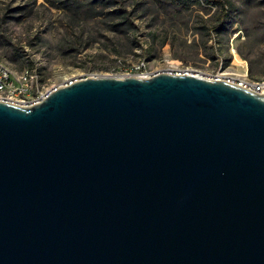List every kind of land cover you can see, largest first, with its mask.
<instances>
[{
  "label": "water",
  "instance_id": "water-1",
  "mask_svg": "<svg viewBox=\"0 0 264 264\" xmlns=\"http://www.w3.org/2000/svg\"><path fill=\"white\" fill-rule=\"evenodd\" d=\"M0 264H264V94L161 72L0 100Z\"/></svg>",
  "mask_w": 264,
  "mask_h": 264
},
{
  "label": "rangeland",
  "instance_id": "rangeland-1",
  "mask_svg": "<svg viewBox=\"0 0 264 264\" xmlns=\"http://www.w3.org/2000/svg\"><path fill=\"white\" fill-rule=\"evenodd\" d=\"M127 11L133 26L113 15ZM0 61L41 91L93 76L264 78V0H0ZM247 77V78H245Z\"/></svg>",
  "mask_w": 264,
  "mask_h": 264
},
{
  "label": "built area",
  "instance_id": "built-area-1",
  "mask_svg": "<svg viewBox=\"0 0 264 264\" xmlns=\"http://www.w3.org/2000/svg\"><path fill=\"white\" fill-rule=\"evenodd\" d=\"M137 76L150 77L144 62L134 67ZM247 78V77H245ZM240 85L264 94V78L259 81L244 80ZM52 90V89H51ZM44 92L38 86V78L33 71L14 69L0 61V100L22 105H31L45 98L51 91Z\"/></svg>",
  "mask_w": 264,
  "mask_h": 264
},
{
  "label": "trees",
  "instance_id": "trees-1",
  "mask_svg": "<svg viewBox=\"0 0 264 264\" xmlns=\"http://www.w3.org/2000/svg\"><path fill=\"white\" fill-rule=\"evenodd\" d=\"M113 15L115 16V19H118V23L117 25L119 26H133V20L130 18L129 15H127V11L121 9L119 11H117L116 13H114Z\"/></svg>",
  "mask_w": 264,
  "mask_h": 264
}]
</instances>
